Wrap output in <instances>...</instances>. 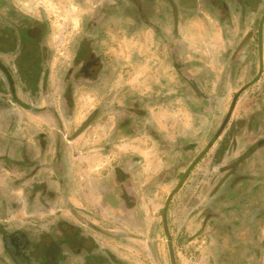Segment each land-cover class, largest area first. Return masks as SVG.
Masks as SVG:
<instances>
[{
  "label": "rangeland",
  "instance_id": "374dc122",
  "mask_svg": "<svg viewBox=\"0 0 264 264\" xmlns=\"http://www.w3.org/2000/svg\"><path fill=\"white\" fill-rule=\"evenodd\" d=\"M8 1L47 23L44 65L56 97L83 23L104 4L118 8L108 20L130 21L124 22L126 42L122 30L111 32V40L119 46L133 39V49L108 67L106 78L112 80L103 90L79 89L74 117L61 125L64 133H80L60 149L59 191L71 215L95 224L98 243L122 264H264L263 155L251 161L252 173L236 160L264 138V0L240 9L233 2L226 9L206 0H156L144 8L143 20L131 0ZM151 3L144 0L145 6ZM142 21L154 27L148 30L158 41L152 57V48L142 52L143 33L136 31ZM132 99L140 102L138 113L130 115L136 132L119 135L115 123L121 114L113 102ZM95 107L104 114L87 120ZM31 116L21 113L18 131L27 122L38 130L44 119ZM189 142L193 150L182 151ZM53 154L51 148L50 159ZM130 155L140 162L133 171L137 205L131 219L116 206H104L101 191L112 169ZM186 158L192 165L183 177ZM11 178L0 171V213L18 223L27 214L25 184L14 187Z\"/></svg>",
  "mask_w": 264,
  "mask_h": 264
},
{
  "label": "flooded vegetation",
  "instance_id": "af4514ba",
  "mask_svg": "<svg viewBox=\"0 0 264 264\" xmlns=\"http://www.w3.org/2000/svg\"><path fill=\"white\" fill-rule=\"evenodd\" d=\"M131 1L140 15V20H143L146 18L144 8L150 9L156 0L146 6L144 0ZM206 1L207 5L215 7L220 4L224 8L227 2H233L239 9L254 6L257 2ZM116 8H108L104 4L98 8V13L93 18L83 23V33L76 41L71 61L65 72L60 74L57 98L53 95L56 93L52 90L53 86L48 84V68L44 65L47 61L44 45L47 23L42 17L27 13L16 5L11 6L8 0H0V150L4 147L8 151L0 153V171L11 175V185L14 187L25 184L22 197L27 205L26 219L18 223L8 220V217L0 213V264H122L118 258L113 257L107 246L98 243L92 233L96 230L92 221L82 215H71V207L65 195L59 191L62 183L60 149L64 140L70 143L80 133H64L61 129L63 118L73 119L79 89L103 90L108 86L105 82L112 80L106 78L108 67L114 66L119 54L123 57L124 52L133 49V39L119 46L115 40H111V32L120 30L125 36L122 42L128 39V30L124 25V22H130L128 16L127 19L116 22L107 19ZM157 11L158 8L155 13ZM144 22L137 26V33L141 31L143 39H155L149 32L150 28L153 32L154 27ZM152 49L150 53H153ZM125 67L127 68L124 72L128 73V64ZM144 69L149 70L147 67ZM189 83L200 89L193 81ZM122 96L123 92L118 93V98ZM55 97L58 99L57 103L54 101ZM42 102L44 103L40 105ZM113 103L115 111L121 114L115 123L118 134L136 132L130 115L137 114L140 110L138 99H132L128 105L117 101ZM23 111L30 113L31 118L44 119L38 130L27 122L22 126L25 131H18ZM103 114L102 107H95L87 120L90 118V121H97ZM229 117L224 125L223 120L219 131L224 129ZM49 122L55 123L56 127L48 126ZM256 142L257 146L252 145L253 149L248 154L237 157L238 167L244 168L247 159L255 151L264 150V138ZM194 147L192 142L185 143L182 151H190ZM51 148L54 150L52 159L49 158ZM262 153L264 152H257L256 158H262L259 157ZM130 156L126 158L123 166L116 165L112 169L108 180L101 187L103 205L108 208L116 206L129 219L137 205L133 171L140 163L138 157ZM186 160L189 159L183 160L184 166L189 167L182 174L183 177L192 165V161L189 160L188 164ZM223 198L224 195L219 199Z\"/></svg>",
  "mask_w": 264,
  "mask_h": 264
},
{
  "label": "crops",
  "instance_id": "0c3cea01",
  "mask_svg": "<svg viewBox=\"0 0 264 264\" xmlns=\"http://www.w3.org/2000/svg\"><path fill=\"white\" fill-rule=\"evenodd\" d=\"M113 40H115L116 41V39H113ZM155 43L157 44L158 43V41L156 42L155 41V39H143V50H144V52L147 50V49H151L150 47H154L155 46ZM148 51V50H147ZM155 54V51H154V48H153V53H149V56L150 57H152V55H154ZM145 65V67L144 68H149V66H146V64H144ZM150 70L151 69H149V70H146V73L148 74V73H150ZM207 134V133H206ZM260 150V151H259ZM259 150H257V151H255L254 152V154H252L247 160V164H246V166H247V168H249V170H250V173H252V172H254L255 171V169H253L254 167H253V164L251 165V161H253V160H256V157H257V152H264V150L263 149H259ZM263 154V153H262ZM259 157H262V156H259ZM261 164H264V154H263V159H261ZM189 167V165H187V166H185V169L184 170H187V168ZM257 176H255V178H256ZM264 180V179H263ZM248 183H252V181H250V182H248ZM253 187H254V185L253 184H251ZM250 198H253L252 196L250 197ZM252 202H254V203H257L256 201H252Z\"/></svg>",
  "mask_w": 264,
  "mask_h": 264
},
{
  "label": "water",
  "instance_id": "95a60500",
  "mask_svg": "<svg viewBox=\"0 0 264 264\" xmlns=\"http://www.w3.org/2000/svg\"><path fill=\"white\" fill-rule=\"evenodd\" d=\"M235 98H236V97H235ZM235 98L233 99V103H234V101H235ZM233 103H232L231 109L228 111V113H227V115H226V117H225V119H224L223 125H224L225 122L227 121V119H228V117H229V115H230V113H231V111H232ZM223 125H222V127H223Z\"/></svg>",
  "mask_w": 264,
  "mask_h": 264
}]
</instances>
